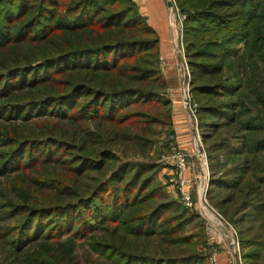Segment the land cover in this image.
Returning <instances> with one entry per match:
<instances>
[{
    "label": "trees",
    "instance_id": "obj_1",
    "mask_svg": "<svg viewBox=\"0 0 264 264\" xmlns=\"http://www.w3.org/2000/svg\"><path fill=\"white\" fill-rule=\"evenodd\" d=\"M174 3L206 198L264 264V0ZM158 56L134 0H0V264H207L199 215L131 158L172 124Z\"/></svg>",
    "mask_w": 264,
    "mask_h": 264
},
{
    "label": "rangeland",
    "instance_id": "obj_2",
    "mask_svg": "<svg viewBox=\"0 0 264 264\" xmlns=\"http://www.w3.org/2000/svg\"><path fill=\"white\" fill-rule=\"evenodd\" d=\"M164 1L168 2V0ZM170 1L172 2V7L174 8L173 24L171 23L173 15L170 10V6L167 5L166 9L169 24L168 27L171 33V38H173L172 41H170L171 55L166 56L168 58L167 64H165L164 58L159 55L158 68L162 71L168 84L166 90L167 97L171 100V116L174 104V106H177L178 108L177 116L179 117V121L177 122H179L180 126H176V119L174 120L173 118H171V125L153 124L151 126V133L149 134L151 144L149 149L146 151L148 152V155L142 156L138 150V155L131 156V158L135 161H154L158 163L160 166L157 171V181L170 197L176 199L180 204H182V199L177 191V187L175 184L172 185L170 183L169 178L174 174L172 167V164L175 162L174 147L178 148L181 152H184L187 155L186 168L183 172V177L185 178L184 187L189 190L194 202V207L190 208V210L199 215V219L197 221L187 226V233L191 234L192 232H196L200 225L204 226L206 233V245H200L201 247L199 248H202L201 252H205V254L208 255L205 259L207 264H220L219 261L221 260L222 255H224V258H227V260L232 264H242L239 242L236 241V236L234 235L229 222L226 221V219L210 202H208L206 198L209 175L206 147L198 129V122L195 123V120H193L191 113L188 112L184 102V92L186 93L187 88L189 89L190 85V74L186 58L183 56L184 53H182V16L179 14V10L174 3V0ZM181 63H184V65L182 66ZM188 77L189 80L186 81ZM147 110L151 111L152 108H148ZM7 121L8 120H6V122ZM0 122L5 123L4 120H0ZM5 180L6 179L4 177H0V183H3V185L5 184ZM200 201L203 202L204 206L202 205V207H200ZM217 214H219L220 217ZM217 218L221 221V224L218 223L219 221ZM225 233H227V235ZM227 236L229 239L234 238V241L237 243V251L233 250L232 244L227 239ZM85 249V246L84 248L81 245H78L77 247L80 260L84 257ZM209 251L216 252V260L214 263L210 262L209 255L211 252L209 253ZM201 255L204 256V253H201Z\"/></svg>",
    "mask_w": 264,
    "mask_h": 264
},
{
    "label": "crops",
    "instance_id": "obj_3",
    "mask_svg": "<svg viewBox=\"0 0 264 264\" xmlns=\"http://www.w3.org/2000/svg\"><path fill=\"white\" fill-rule=\"evenodd\" d=\"M134 2L138 6V11L140 12V14L145 16L148 23L157 31L159 35V55L164 58L165 60L164 62L165 64H167L168 58L166 56L171 55L170 41H172L173 39L171 38V33L168 27L169 24L167 20V9H166L167 1L165 2L164 0H134ZM173 19L174 16L171 19L172 24H173ZM177 110H178L177 106H174L173 104L172 118L174 120L176 119L175 120V122L177 123L176 126H180L179 122H177L179 121L178 120L179 117L177 116ZM218 223L221 224L220 222ZM225 234L227 235V233ZM228 236L227 239L232 244L233 239L232 238L229 239ZM219 262L220 264H232L227 260V258H224V255H222V258Z\"/></svg>",
    "mask_w": 264,
    "mask_h": 264
},
{
    "label": "built area",
    "instance_id": "obj_4",
    "mask_svg": "<svg viewBox=\"0 0 264 264\" xmlns=\"http://www.w3.org/2000/svg\"><path fill=\"white\" fill-rule=\"evenodd\" d=\"M181 16H182V19H183L184 16L183 15H181ZM182 50H183V48H182ZM183 56H184V54H183ZM181 65L183 66L184 63H181ZM188 80H189V77L187 78L186 81H188ZM188 90L189 89L187 88L186 93L184 92V102L186 104L188 112L191 113V116H192L193 120H195V123H197L196 115H195L196 114V109H197V104L190 99ZM195 142H196V139H195ZM174 148H175L174 149L175 150L174 151L175 152V158H174L175 162L172 164L174 174H173V176H171L169 178V181H170V183L172 185H174V184L176 185L177 191H178V193L181 196L182 204L184 205V207L190 209V208L194 207V202L192 200V197H191V194H190L189 190H187L184 187L185 178L183 177V172H184V170L186 168V162H187L186 156L187 155L184 152H181L178 148H176V147H174ZM204 200H206V199H204ZM217 215L220 217L219 214H217ZM217 220L221 223V221L218 218H217ZM232 230H233L234 235L236 236L235 230L233 228H232ZM236 241L238 242L237 237H236ZM232 247H233V250H235V251L238 250V248L236 249L237 243L234 241V238H233V241H232ZM210 252L211 251H209V253ZM205 255L208 256L207 254H205ZM209 259H210L211 263L215 262V260H216V252L215 251H212L210 253Z\"/></svg>",
    "mask_w": 264,
    "mask_h": 264
},
{
    "label": "bare ground",
    "instance_id": "obj_5",
    "mask_svg": "<svg viewBox=\"0 0 264 264\" xmlns=\"http://www.w3.org/2000/svg\"><path fill=\"white\" fill-rule=\"evenodd\" d=\"M170 10L172 12V15L174 16V8L172 7V5L170 6ZM202 205L204 206L203 202L200 201V207H202Z\"/></svg>",
    "mask_w": 264,
    "mask_h": 264
},
{
    "label": "water",
    "instance_id": "obj_6",
    "mask_svg": "<svg viewBox=\"0 0 264 264\" xmlns=\"http://www.w3.org/2000/svg\"><path fill=\"white\" fill-rule=\"evenodd\" d=\"M167 5L168 6H171L172 5V2L170 0H168Z\"/></svg>",
    "mask_w": 264,
    "mask_h": 264
}]
</instances>
